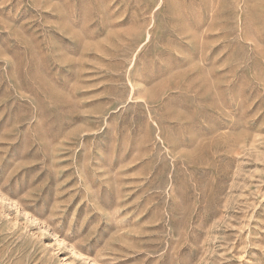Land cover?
Here are the masks:
<instances>
[{
    "label": "rangeland",
    "instance_id": "rangeland-1",
    "mask_svg": "<svg viewBox=\"0 0 264 264\" xmlns=\"http://www.w3.org/2000/svg\"><path fill=\"white\" fill-rule=\"evenodd\" d=\"M0 264H264V0H0Z\"/></svg>",
    "mask_w": 264,
    "mask_h": 264
}]
</instances>
